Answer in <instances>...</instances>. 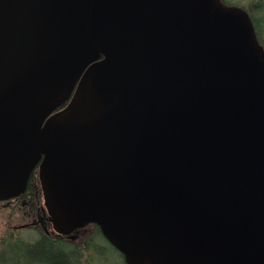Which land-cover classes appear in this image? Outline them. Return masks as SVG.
<instances>
[{
  "label": "water",
  "instance_id": "95a60500",
  "mask_svg": "<svg viewBox=\"0 0 264 264\" xmlns=\"http://www.w3.org/2000/svg\"><path fill=\"white\" fill-rule=\"evenodd\" d=\"M38 167L56 234L126 264H264V45L224 0H0V202Z\"/></svg>",
  "mask_w": 264,
  "mask_h": 264
},
{
  "label": "trees",
  "instance_id": "16d2710c",
  "mask_svg": "<svg viewBox=\"0 0 264 264\" xmlns=\"http://www.w3.org/2000/svg\"><path fill=\"white\" fill-rule=\"evenodd\" d=\"M253 5L256 8L257 14L248 12L256 28L258 38L264 45V27H262L264 25L262 24L264 21L262 14L264 7L262 0L257 1ZM90 225L95 228V237L97 239L103 238L107 244L117 250L104 237L96 224ZM94 241L92 243L88 241L86 246L80 247L70 241L68 237L49 232H38L33 239H23L21 236H17L14 240L7 239L0 246V264H76V261L83 255V252L86 251L89 253L91 249L99 248ZM117 251L124 259L123 254L119 250Z\"/></svg>",
  "mask_w": 264,
  "mask_h": 264
},
{
  "label": "rangeland",
  "instance_id": "374dc122",
  "mask_svg": "<svg viewBox=\"0 0 264 264\" xmlns=\"http://www.w3.org/2000/svg\"><path fill=\"white\" fill-rule=\"evenodd\" d=\"M224 1L228 4L244 7V9L250 13L257 14L253 4L261 0ZM262 3L264 7V0H262ZM262 14L264 16V10ZM262 24H264V21ZM262 27H264V25ZM42 204H44L43 198ZM35 221H37V223H35ZM25 225H28V227H23ZM41 231L55 234L52 224L44 221V219L40 220L35 213L32 216H28L24 213V210L16 204L0 203V246L7 239L14 240L17 236H21L23 239H33L37 233ZM95 231L92 225H88L68 236V238L70 237V241L80 247L86 246L88 241L92 243L93 240H95L94 242L97 243L99 247L98 249H91L89 253L86 251L83 252V255L76 261V264H126L117 250L107 244L103 238H101V240L95 237Z\"/></svg>",
  "mask_w": 264,
  "mask_h": 264
},
{
  "label": "flooded vegetation",
  "instance_id": "af4514ba",
  "mask_svg": "<svg viewBox=\"0 0 264 264\" xmlns=\"http://www.w3.org/2000/svg\"><path fill=\"white\" fill-rule=\"evenodd\" d=\"M42 198H43V192H42L41 181L39 178V169L37 167L30 178L26 191L22 195L7 201H1L0 203L16 204L17 206H20L24 210V213L26 215L32 216L35 213V215L39 217L40 220L44 219V221L51 223L46 207L44 204H42ZM43 202H44V198H43ZM35 223H37V221H35ZM23 227H28V225H25ZM63 237H68V236H63Z\"/></svg>",
  "mask_w": 264,
  "mask_h": 264
}]
</instances>
